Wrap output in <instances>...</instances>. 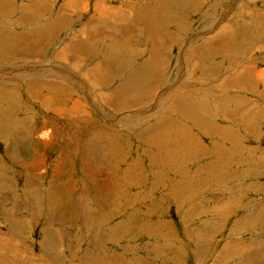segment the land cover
I'll use <instances>...</instances> for the list:
<instances>
[{
  "label": "rangeland",
  "instance_id": "obj_1",
  "mask_svg": "<svg viewBox=\"0 0 264 264\" xmlns=\"http://www.w3.org/2000/svg\"><path fill=\"white\" fill-rule=\"evenodd\" d=\"M54 1L0 0V264H264V0Z\"/></svg>",
  "mask_w": 264,
  "mask_h": 264
},
{
  "label": "crops",
  "instance_id": "obj_2",
  "mask_svg": "<svg viewBox=\"0 0 264 264\" xmlns=\"http://www.w3.org/2000/svg\"><path fill=\"white\" fill-rule=\"evenodd\" d=\"M48 2H49V0H48ZM54 3L56 4V0L54 1ZM49 4H50V2H49ZM52 5H53V4H52ZM57 5H58V4H57ZM94 26H95V25L92 26L93 29H91V32H94ZM83 29H85V28H83ZM83 29H81L80 36H82ZM79 32H80V31H79ZM54 34H55V33H54ZM54 34H53V35H54ZM88 34L94 35V34H92V33H90V32H88ZM0 35L3 36L4 33L2 32ZM56 35H57V34H56ZM56 35H55V36H56ZM2 36H1V37H2ZM80 36H79V37H80ZM128 50H130V49H127L126 52H128ZM133 50H134V49H133ZM133 50H130V51L128 52V54H129L128 56H129L130 64L127 66V68H128L127 70H130L131 68H135L136 66H135L134 64H137V61L139 60V57H138V55H137V52H136V54H135ZM128 56H127V59L125 60V63H126V64L128 63ZM130 66H131V67H130ZM139 67H140V66H139ZM139 67H138V68H139ZM94 68H95V67H93V69H94ZM122 68H123V65H120V66H119V69L121 70ZM93 69H92L91 71H88V72H87V74H86L87 77H89V75H90V73L93 71ZM119 81H120V80H119ZM120 104H122V103H120Z\"/></svg>",
  "mask_w": 264,
  "mask_h": 264
},
{
  "label": "bare ground",
  "instance_id": "obj_3",
  "mask_svg": "<svg viewBox=\"0 0 264 264\" xmlns=\"http://www.w3.org/2000/svg\"><path fill=\"white\" fill-rule=\"evenodd\" d=\"M160 3V2H159ZM70 4V3H69ZM69 4H67V5H69ZM167 4H169V3H167ZM66 6V5H65ZM163 6V5H162ZM162 6H158V8L155 10V5H153V4H148V7H149V10H145L147 13H148V11L149 12H151V11H153L152 13H151V15H155V17H159V15L160 14H162V12H163V8H162ZM166 8H168L167 6H166ZM151 10V11H150ZM69 11H71V10H69ZM112 11V10H111ZM144 11V12H145ZM173 12V11H172ZM148 15H150V14H148ZM113 16V15H112ZM161 16V15H160ZM150 17V16H149ZM151 18H152V16H151ZM104 19V18H103ZM160 20V19H159ZM170 20V19H169ZM131 21H133V20H131ZM104 23V22H103ZM110 23H112V27H117L116 26V24H115V22H114V19L112 20V22H110ZM137 23H140V26H141V23H143V22H141L140 20H138V19H135V24H137ZM131 28H132V26H131ZM130 28V29H131ZM139 28V27H138ZM145 30V29H144ZM109 31V30H108ZM116 31H117V29H116ZM130 32V31H129ZM234 65L235 64H233V68H234ZM231 67V66H230ZM89 78V77H88ZM93 82H95L96 84L98 83V84H100L101 86L102 85H104L102 82H98V81H93ZM95 84V85H96ZM102 88H104V87H102ZM155 102V98L153 99V101H152V103H154ZM107 104H109V100L107 101ZM255 252V251H254ZM1 263V262H0Z\"/></svg>",
  "mask_w": 264,
  "mask_h": 264
}]
</instances>
